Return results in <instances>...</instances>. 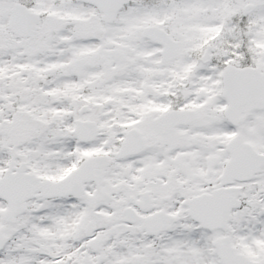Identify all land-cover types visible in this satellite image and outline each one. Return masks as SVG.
<instances>
[{"label":"snow or ice","instance_id":"snow-or-ice-1","mask_svg":"<svg viewBox=\"0 0 264 264\" xmlns=\"http://www.w3.org/2000/svg\"><path fill=\"white\" fill-rule=\"evenodd\" d=\"M0 264H264V0H0Z\"/></svg>","mask_w":264,"mask_h":264}]
</instances>
